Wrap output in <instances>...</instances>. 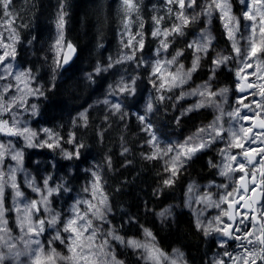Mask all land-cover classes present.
I'll use <instances>...</instances> for the list:
<instances>
[{"label":"trees","instance_id":"16d2710c","mask_svg":"<svg viewBox=\"0 0 264 264\" xmlns=\"http://www.w3.org/2000/svg\"><path fill=\"white\" fill-rule=\"evenodd\" d=\"M121 1L11 0L8 8L11 27L20 37L15 44L16 56L12 57L13 62L20 69L30 71L31 86L44 92L43 96L28 98L29 105H37L36 114L30 115L31 128L37 133L45 128L53 132L59 131L61 145L70 152H74L78 145H83L79 148V157L74 156L72 159H67L58 147L24 145L18 179L26 173V179H19L23 185L27 183V177L30 181L38 182L42 171L48 172L55 181L59 176L64 184L56 192L55 198L68 201L75 195V191L77 194L83 193L82 187L91 181V170L94 169L101 178L103 176V187L109 197L111 211L107 222L120 235L138 234L140 224L145 222L152 228L164 249L169 251L172 245H180L193 263L204 264V255L215 244L198 232L192 213L181 208L171 223L163 225L158 222L156 212L171 203H181L186 183L191 177H196L199 181L205 180L216 176V170L208 164L205 159L207 153H204L192 158L187 168L178 172L171 185H165L164 173L157 161L142 157L141 120L132 110L139 109L151 93L155 109L147 117L156 133L165 137L193 130L198 121L208 119L209 115L200 110L178 119L173 111L170 112L158 100L157 93L151 88L149 70L142 64L143 53L150 50L155 41L149 39L148 35L142 51L133 52L132 59H121L124 44L121 41L124 34L121 33L127 19ZM139 1L141 13L147 15L148 0ZM59 11L65 16L63 30L67 42H72L77 47V55L67 67H63L62 62L57 66L58 56L53 43L56 37L55 18ZM2 16L4 17V11L0 7V18ZM199 28L200 23L193 22L187 24L185 29L187 34H191ZM218 30V38L223 39L220 29ZM179 48L184 50L182 58L188 65L191 51L184 37L177 38L171 44L169 53L175 54ZM96 65L107 67L97 73ZM122 72L135 74V91L122 94L119 100L121 110L115 112L101 101ZM197 73L200 74L194 75L195 81L207 76L206 69ZM217 75L230 86L235 85L232 72L222 70ZM85 110L88 115L86 126L79 117V113ZM71 134L75 137V142L69 144ZM13 137L18 139V136ZM39 138L35 139L36 144L40 143ZM125 148L128 151L125 152ZM8 160L6 156L3 168H6ZM11 190L10 186H6V208L10 210L14 209L10 203ZM6 217L9 219V227L15 230L14 211L7 212ZM118 253L126 264H140L136 254L130 249L119 248Z\"/></svg>","mask_w":264,"mask_h":264},{"label":"snow or ice","instance_id":"6c2138e0","mask_svg":"<svg viewBox=\"0 0 264 264\" xmlns=\"http://www.w3.org/2000/svg\"><path fill=\"white\" fill-rule=\"evenodd\" d=\"M168 2L176 3L179 5L181 11L177 13L178 24L173 25L169 29L163 31L157 27L152 32L153 36L163 35L165 39L161 40L163 48H168L167 37L172 33H180L182 27L189 23V17L185 15V7H193L196 5L197 0H188L186 5L185 0H168ZM126 6V11L136 10V6L133 0H123ZM242 4H245L246 11L242 13L243 20L251 22L250 31L247 37V44L241 47L236 39V33L240 31L241 20L232 13V5L230 0H209V3L205 6L204 12L211 16L214 10H218L220 18L224 21V27L228 32L229 39L232 40V50L241 57L242 67H240L235 75L238 77L239 82L236 84V90L240 93H245L248 90H254L249 94L253 97L251 102H247V96L237 100V107L231 112L227 113L230 120L237 121L238 127H229L224 129L223 124L220 122L225 115L223 108L220 104H217L213 99L217 93L210 91L207 86H204V90L194 89L191 95H199L202 97L196 104H194L189 111L202 108L206 105H214L220 110V115L215 120L206 125L205 127L198 128L192 136H189L183 143L177 145H169L166 149H161L156 143L157 137L155 134L151 135V139L147 141L152 145L154 151L146 158L156 159L161 153L167 155L168 153L175 152V155L167 162L166 171L171 173L170 178L164 181L165 185H171L174 180L173 177L177 175L180 168L186 162L187 159H191L196 153L209 147L217 139H222L225 132L229 137V143L227 150H221L225 153V163L220 168V175L229 177L232 179L233 174H238L235 179V186L231 191H227L228 185H221L220 187L225 189V193L219 196V199H214L211 192H207L197 199V203H203L206 208L220 209L218 215L214 216L205 225L203 221L196 220V227L201 228L204 234L207 236L213 232L220 234L222 237L234 239L237 241H243L238 245L243 251L235 257H232L230 253L224 252V256H228L231 259V264H258V261L264 262V147H246L247 143L264 144V0H251V3H246V0H241ZM11 4V0H0V7L4 11V16H10L11 13L8 8ZM171 11V9H169ZM153 20L157 25L161 23L160 18L153 17ZM65 24L64 14L61 13L57 27L61 30L58 39L55 42V50L57 56L60 58L56 63L60 66V63L67 64L76 49L72 43L65 44L63 28ZM130 24L126 22L127 28ZM141 27H143L141 23ZM246 29L249 25H243ZM8 39L11 43H6L4 40V34L0 32V49H3V53L0 54V64H3L7 58L15 57L16 50L15 44L19 41L20 37L15 32V29L11 27V21L8 22ZM133 37L130 35L128 44L126 47L133 45ZM139 46L143 47V41L139 42ZM197 51H201V45L197 44ZM65 48L67 51H65ZM208 45L203 46V51L207 52ZM121 59H132V56H123ZM229 60L227 56L218 57L214 63L219 66L220 64ZM255 61V63H253ZM119 62V61H117ZM173 60L167 61V64H172ZM199 64V56L194 59V66ZM108 67H111L109 65ZM255 68L256 71L249 72V69ZM183 66L177 70V72H166L162 67L161 62L157 61L153 68L154 74H160L161 83L159 89L165 87L171 89L177 84L185 83V76H190L189 73L183 72ZM101 68L97 67L95 71L101 72ZM106 70V69H105ZM5 72L8 76H13L16 84H6L2 86L0 90V133H4L8 136L23 137L28 147H44L48 148L60 147V138L53 133L50 129H42V131L48 136V140L42 141L39 144L35 143V139L38 133L28 126H20V121L17 119L18 113H14L15 108H23L24 111H28L27 98L30 96H43L44 92L40 88H34L31 86L32 76L28 70L18 71L15 74L12 73V65L5 66ZM166 72V75H165ZM250 77H254V80H250ZM5 79L4 76H0V80ZM91 79V76H89ZM135 82L133 81V84ZM16 88V95H12L10 98H6L5 94L9 93L10 89ZM134 92L135 88L128 84H124L121 81L119 92ZM229 92L228 88L221 89L219 95L226 96ZM259 96L260 99L256 100L255 97ZM182 98V97H181ZM160 99H164L163 96ZM105 104L109 101L105 100ZM111 108L115 112L121 110L119 103L111 104ZM147 111H152L153 104L148 103ZM241 109H248L252 114H242ZM32 114H36L37 105H31ZM4 113H14L11 121L3 118ZM79 117L83 124H88L87 110L79 113ZM141 121L145 119L144 116L138 117ZM241 122H248L247 124ZM151 125H147L145 130H150ZM259 130V131H257ZM75 137L72 136L68 140V143H74ZM83 145H78L74 152L64 151L63 154L67 159H72L74 156L79 157V148ZM240 149L241 151L237 155L231 154V149ZM128 151V149H124ZM8 155L11 160L16 161L17 167L10 168L7 173L3 170L4 158ZM238 156H242L244 162L238 160ZM260 157L257 160V157ZM23 163V152L16 149L15 146L8 142V144L0 143V246L7 245L9 249V256H20L21 252L15 251L16 245L12 244L13 237L11 235L12 229L9 227V220L6 218V213L9 211H15L16 225L23 233L19 237V240L23 243L26 256L30 260V264H123L116 258L115 254L108 250L109 241L104 239L101 243L97 244L99 229L94 227V220H103L107 212L111 211L109 206V198L105 193L102 178L97 172H92L93 181L91 183V196L92 200L77 201L71 208L72 215L63 221V232L69 233L68 239V255H63L58 252L54 247L45 248L39 237L45 231L46 223L48 226H55L61 222V216L59 213L51 214L52 209L48 207L50 204L49 197L55 192L59 191V188L49 187L48 179L44 180V188L47 190V194H41L39 200H31L26 203H21L19 198L24 196V193L20 190V186L17 184V170ZM109 160V165H110ZM28 186L33 188L35 192H41V189L33 186L32 181H27ZM10 186L14 191V209H7L5 207V187ZM191 190V187L190 189ZM89 191V189H85ZM95 200L96 203L92 201ZM83 203L87 205V209L81 214L79 205ZM44 206V211L51 214V218L47 220L40 218H34V214L40 211V206ZM223 206V207H222ZM244 211H239V209ZM167 210L159 213L160 216H165ZM91 213V217L89 216ZM202 214V213H201ZM240 218L239 220L237 218ZM224 218H227L225 221ZM235 226V227H234ZM239 233V234H237ZM108 236H112L113 239L124 243V238L119 235H114L112 231L107 233ZM144 235L150 237L152 241L155 240L153 233L145 228ZM55 240H60L61 234L57 231ZM227 243V241H224ZM51 244V241H49ZM127 244L135 249H144L146 252V259L151 260L154 264H160L161 258L167 259L165 253L155 246L154 243H142L137 239L127 240ZM35 245V247H33ZM223 246V244L221 245ZM181 256L182 253H179ZM0 264H10V260L6 259L4 255H0ZM171 264H176L175 260L171 261ZM215 264H226L223 259L215 261Z\"/></svg>","mask_w":264,"mask_h":264},{"label":"rangeland","instance_id":"374dc122","mask_svg":"<svg viewBox=\"0 0 264 264\" xmlns=\"http://www.w3.org/2000/svg\"><path fill=\"white\" fill-rule=\"evenodd\" d=\"M139 0H133V3L136 6V10L133 11H126V6L123 3V0L120 2L121 7L124 9L126 12L125 15L127 16L126 21L123 23V30L122 34H124V39L121 40L124 42L122 45V54L120 57L123 56H131L132 53L136 51H142L145 42H146V37H150L149 39H154V45L151 47L150 50L147 52L143 53L142 55V64L147 67L149 70V80L152 82L151 85L155 92L157 93L158 100L162 103L165 108H167L170 112H174L177 116L178 119H181V117H184L188 115L191 112L194 111H200L204 110L206 113L209 115L208 119L198 121L199 123L197 124L196 128L193 130H187V131H182L180 134L173 135L172 137H165L162 135H158L154 129V126L151 124L150 118L148 119V114L149 111H147V104L149 103V100L152 99L150 95L151 93L147 96L146 99H144L143 103L141 104L139 109L132 110V113L137 114L138 117L144 116L145 119L143 121H140V127H141V145H142V157L146 160V157L151 155L152 152L154 151V148L152 145L148 144L147 141L151 139V135L155 134L157 137L156 143L160 146L161 149H166L169 145H177L180 143H183L189 136H192L193 133L196 132L198 128L205 127L206 125L212 123L217 116H219L220 110L215 107L214 105H206L202 108L199 109H194L193 111L188 112L185 115H182L181 113L183 112L184 109L192 107L194 104H196L199 100L202 99L201 96L199 95H189L185 96L181 99H177L181 92H192L194 89H200L201 91L204 90V85H208V89L210 91H214L217 93V95L213 98L217 104H223V111L225 115L222 117V120L220 121L223 124L224 129H228L230 126L231 127H238L237 121L230 120V118L227 116L228 112H231L234 108L237 107V100L241 99L245 96H247V102H251L253 97L249 93H240L236 90V84L239 82L238 77L235 75L236 71L242 67V62H241V57L237 56V54L232 50V40L229 39L228 32L224 27V21L220 18V13L218 10H214L209 17L204 12L205 6L209 3V0H197V3L195 6L189 8L185 7L184 12L185 15L189 17V23L193 22H198L200 23V28L192 32L191 34H187V30L185 29L187 25H184L182 27L183 35H180V33H172L169 37H167V43H168V48L164 49L161 45V40L165 39L163 35L160 36H153L152 32L156 30L157 27H159L162 31L164 29H171L173 25L178 24L179 20L177 19V13L181 11L180 7L176 3H169L168 0H148L147 5H148V13L147 15H143L140 11L141 9V3H139ZM186 5L188 3V0H185ZM230 3L232 5V13L237 16L241 20V25L242 27L240 28V31L236 33V39L239 42V45L243 47L244 45L247 44V37L249 35L250 31V24L251 22L243 20L242 13L246 11V6L245 4L241 3V0H230ZM246 3L250 4L251 0H246ZM171 9V11H169ZM61 11L58 12L55 18V24H56V37H55V42L58 39L60 35V29L57 27L58 19L61 15ZM195 13H200V17L198 20L193 21L191 19L192 15ZM65 17V16H64ZM153 17L160 18L161 23L157 25L155 21L153 20ZM209 18L211 19V23H208ZM11 17L9 16H2L0 18V32L4 34V40L6 43H11V41L8 39L9 36V31H8V22L10 21ZM65 19V18H64ZM129 26L126 28L125 24L126 22H129ZM141 23L143 27H141ZM148 23V26L145 27V25ZM249 25V28L246 29L243 27V25ZM64 29V28H63ZM220 29V33L223 36V39L218 38V32ZM210 32L212 36L215 37V39L212 40L211 46L208 48L207 52L204 51H197V44L203 43L204 42V37L205 33ZM142 34V35H141ZM63 35H64V42L65 44L69 43L67 42V39L64 34L63 30ZM132 36L133 39V45L130 47H126L125 45L128 44L129 36ZM148 35V36H146ZM184 37L186 39V44L189 50L191 51L188 65L187 62L183 61L182 55L184 50H181V48L176 49V51H181V56L177 57V59L172 63V64H167V61L172 60V57L175 54H170L169 49L171 44H174L177 38H182ZM143 41V47L139 46V42ZM55 42L54 47H55ZM66 49V48H65ZM3 53V49H0V54ZM57 55V54H56ZM199 55L201 57L199 61V67L197 68L196 72L192 74V78L190 80H187V82L183 85L177 84L176 86L172 87L171 89L165 87L164 89H159V84L161 83V78L160 74H154L153 68L156 65L157 61L161 62L162 67L166 70V72H172L175 73L179 69V66L181 64L184 65V71L189 69L191 67V62L195 57ZM220 56H227L229 57V60L226 62L222 63L217 67V65L214 63V61L220 57ZM60 58L58 57V60ZM255 63V61H253ZM12 65V73L15 74L18 71H24L23 69H20V67H17L15 63L13 62V58L9 57L7 60L3 63L0 64V76H4L5 79L0 80V90H2V86L6 84H16V81L14 80L13 76H8L7 73L5 72V66L6 65ZM61 64V63H60ZM100 67L102 70L106 68L107 66H101V65H96V68ZM201 69H206L207 70V76L203 78L202 80H196L195 81V76L194 75H199V72ZM101 70V71H102ZM230 71L234 75V86H230L227 82L222 80L221 78L218 77L217 72L220 71ZM249 72L256 71L255 68L249 69ZM165 72V75H166ZM211 77V79H210ZM136 76L135 74L129 75L127 72H122L121 75L119 76L118 81L110 88V91L108 95L102 99L101 102L104 103L105 100H108L109 103L107 104L108 106L111 107V104L114 103H120V98L123 93L119 92V87L121 86V81H123L124 84H128L131 87L134 86L133 81L135 82ZM254 77H250V80H254ZM227 87L229 89V92L227 93V102H224V96L219 95L220 89ZM254 91V90H253ZM252 92V91H251ZM16 88L13 87L10 89L9 93H6L5 96L6 98H10L12 95H16ZM163 96L164 99H160V97ZM29 98V97H28ZM27 98V105L28 111H24L23 108H15L14 113H18L17 119L20 121V126H28L31 128V117L30 115L32 114L31 110V105H29V101ZM256 100H259V96L255 97ZM152 102V100H151ZM105 104V103H104ZM153 104V102H152ZM153 109H155V106H153ZM242 114L245 115H251L252 113L249 110L246 109H241ZM14 113H4L3 118L6 120L11 121V118ZM7 115L8 117H4ZM247 124V122H241ZM151 125L150 130H145L147 125ZM53 132V131H52ZM56 135L59 136L61 139V134L59 131L53 132ZM72 135V134H71ZM73 136V135H72ZM39 141H45L48 140V136L43 132H38ZM18 139H14L13 136H5L0 133V143L8 144L9 141L15 146L16 149L20 150L23 152V146L27 145L26 142L24 141L23 137H17ZM20 144H18V142ZM36 142V141H35ZM23 143V145H21ZM228 143H229V137L227 135V132H225L224 136L222 139H217L214 143L210 144L209 147L203 149L202 151L196 153L192 158L199 157L201 154H206L207 162L209 165L213 166L216 170V176L210 177L205 180H200L197 179L196 177H191L188 180V183H186V188L185 192L183 195V201L176 202V203H171L164 208L158 210L156 212V217L158 219V222L161 224H168L171 223L172 220H174L176 213L178 210L181 208H185L189 210L192 215H193V220L196 225V220L197 217L199 216V219L203 221V223L206 225L209 220H211L214 216L218 215L220 212V209L216 208H206L203 203H197V199L202 196L203 194L207 192H211L213 194L214 199H219V196L225 193V189L220 187L221 185H228L227 191H231L232 188L235 186V179L237 178L238 174L234 173L232 179H229V177L226 176H221L220 175V168L223 166L225 163V153L222 152L221 150H227L228 148ZM72 144V143H69ZM61 145V143H60ZM246 147H264V144H260L259 142L256 143H247ZM58 149L61 152L64 151H70L67 147L61 145L58 147ZM241 150L240 149H231V154L237 155ZM64 155V154H63ZM175 155V152L168 153L167 155H164L161 153V155L156 158V159H151L154 161H157V163L161 166L162 168V173H164V180H167L170 178L171 173L169 171H166L167 167V162L171 159V157ZM8 156V155H6ZM5 156V157H6ZM9 160L6 162V168H3L4 172L7 173L10 168L16 167V161L11 160V157L8 156ZM191 158V159H192ZM191 159H187L186 162L183 164V166L180 168L179 171H182L187 168L188 163ZM260 157L258 156V160ZM238 160L240 162H244V159L242 156H238ZM150 161V160H149ZM3 167V166H2ZM21 172L20 168H18L16 176H17V184L20 186V190L24 193V196L19 198L21 203H26L28 201H31L33 199L39 200L41 194H47V190L44 188V180L48 179L49 181V187L52 188H60L64 182L61 180L59 176H57V181L55 179H52L50 174L46 171L41 172V177H38L37 181L33 182L34 187H38L41 189V192H35L33 191L32 187L28 186V183H25L21 185V182L19 179H26V173L23 175V177L19 178V173ZM92 172H96L94 169L91 170V181L87 184L84 185L83 188V193L77 194L75 191V195H72L70 200L68 201H61L59 198H55L56 192L49 197L50 204L48 205L49 208L52 209L51 214L59 213L61 216V222L58 223L55 226H48L46 223L45 226V231L42 233L39 237H34L38 238L41 240V242L44 244L45 248L48 247H54L58 252H61L63 255H68V237L69 233L63 232V221L69 218L72 215L71 208L72 206L77 202V201H83V200H92L91 196V183L93 181V176ZM178 174V173H177ZM177 176V175H176ZM175 176V177H176ZM173 177V180L175 179ZM103 176H102V184H103ZM27 181H30L27 177ZM26 181V182H27ZM104 186V185H103ZM191 187V190H189ZM25 188H29L28 190H25ZM89 189V191H85V189ZM6 189V187H5ZM105 193L108 195L105 187H104ZM11 199L10 203L15 206V201L13 199L14 197V191L11 190ZM59 196V195H58ZM109 198V197H108ZM55 200V201H54ZM60 200V201H59ZM6 198H5V207H7L6 204ZM55 202V203H54ZM93 203H96L95 200L92 201ZM81 209V214H83V211L87 209V205L81 203L79 205ZM223 207V206H222ZM167 210L165 216H160L159 213L162 211ZM171 213V215H169ZM202 213V214H201ZM15 217L16 213L14 211ZM51 214L47 211H44V206H40V211L34 214V218H40L44 219L46 222L51 218ZM110 212L106 213V216L103 220L100 219H95L94 220V227L99 229L98 232V238L96 240V243L99 244L101 243L102 240L107 239L109 241L108 245V250L113 252L116 256V258L120 261H123V264H126L124 258L119 256V248L121 250L125 249H130L133 251L137 259L139 260L140 264H154L153 261L146 259V252L144 249H135L130 247L127 244V240L129 239H137L142 243H154L156 247L161 249L167 259L161 258L160 264H171L172 260L176 261V264H195L193 263L187 256L186 250L180 246V245H172L171 250H166L164 247L160 246L161 244L158 241V238L154 234L152 228L148 225H146L145 222L140 224V232L138 234H131V235H120L111 224L107 222V218L109 217ZM89 216L91 217V213H89ZM133 218H135V214L132 215ZM7 218V217H6ZM8 219V218H7ZM136 219V218H135ZM226 222L227 218H224ZM9 220V219H8ZM15 223V230H12V237L13 241L17 240L20 236L23 235L21 232L20 228L16 225ZM108 223V224H107ZM147 228L149 229L152 233L153 236L155 237V240L152 241L150 237H147L144 235V229ZM201 232L202 235L206 238L208 241H213L215 244V247L207 253L205 256L206 260L204 264H215V261L219 259H223L226 264H231V259L228 256H224V252H228L231 254L232 257L237 256L240 254L243 250L238 247L240 243L243 241H237L234 239H229L227 237H222L218 233H211L209 235H205L203 230L201 228H197ZM57 231L60 232L61 238L64 240V243H61L60 240H55L54 237L57 233ZM109 231H112L114 235H119L124 238V243H121L118 240L113 239L112 236H108L107 233ZM239 234V233H237ZM49 241H51V244H49ZM224 241H227V243H224ZM223 244V246H221ZM20 246L23 247V243L20 241ZM35 247V245H33ZM179 253H182L183 255L181 256ZM24 260H28V257H22ZM258 264H264V262L258 261Z\"/></svg>","mask_w":264,"mask_h":264},{"label":"clouds","instance_id":"9594fccd","mask_svg":"<svg viewBox=\"0 0 264 264\" xmlns=\"http://www.w3.org/2000/svg\"><path fill=\"white\" fill-rule=\"evenodd\" d=\"M199 17H200V13H195L194 15H192L191 19L193 21H196V20L199 19ZM208 23H211V19L210 18H209ZM183 34H184L183 31H181L180 35H183ZM213 39H215V37L212 36L210 32L205 33L204 42L200 43L201 51H203V46L206 45V44L208 45V48H209L211 46V42H212ZM181 54H182L181 51H179V50L176 51L175 55L172 57V60L174 59V61H175L177 59V57L181 56ZM200 59H201V57L199 56V61H200ZM181 66H183L182 70L186 74L189 73V71L191 70L190 76H187V75L185 76V83H186L187 80H190L192 78V74L196 72L197 68L199 67V64L194 66V59H193L192 62H191V67L189 69H187L186 71H184V65L181 64L179 66V68H181ZM217 67H219V66H217ZM210 79H211V77H210ZM185 83H183V84H185ZM183 84H180V85H183ZM204 86L208 87L207 84H205ZM224 88H227V87H224ZM224 88H221V89H224ZM189 95H191V92H181L180 96L177 99H181V97L183 98V97L189 96ZM224 102H227V95L224 96ZM149 103H152L151 99L149 100ZM220 106H221V108H223V104H220ZM190 108L191 107L184 109L181 114L182 115L187 114L188 112H190L189 111ZM169 215H171V213H169ZM11 243L16 245L15 251L21 252V255L18 256V257L14 256V255L13 256H9V249H8L7 245L0 246V255H4L6 259H9L10 260V264H30L29 258H28V260L22 259V257L26 256V253H25L24 248L20 246L19 238L17 240H15V241L12 240ZM185 264H187V262H185Z\"/></svg>","mask_w":264,"mask_h":264},{"label":"water","instance_id":"95a60500","mask_svg":"<svg viewBox=\"0 0 264 264\" xmlns=\"http://www.w3.org/2000/svg\"><path fill=\"white\" fill-rule=\"evenodd\" d=\"M73 44V43H72ZM73 46L75 47V49H76V51H75V53L72 55V58L70 59V61L67 63V64H64V63H62L63 64V67H67V66H69L71 63H73V60L75 59V57H76V53H77V48H76V46L73 44ZM65 51H67V49H65ZM252 90H248L247 92H245V93H249V92H251ZM259 131V130H258Z\"/></svg>","mask_w":264,"mask_h":264},{"label":"flooded vegetation","instance_id":"af4514ba","mask_svg":"<svg viewBox=\"0 0 264 264\" xmlns=\"http://www.w3.org/2000/svg\"><path fill=\"white\" fill-rule=\"evenodd\" d=\"M259 98H260V97H259ZM246 110H248V109H246ZM247 123H248V122H247ZM257 160H258V157H257ZM239 211L242 212V211H244V209L241 208V209H239ZM237 219L239 220L240 218L238 217ZM234 227H235V226H234Z\"/></svg>","mask_w":264,"mask_h":264}]
</instances>
